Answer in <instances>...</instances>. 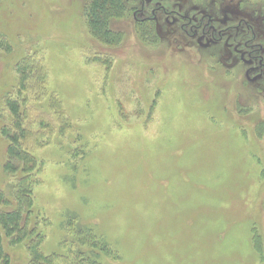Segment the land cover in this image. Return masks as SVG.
<instances>
[{
    "label": "rangeland",
    "instance_id": "obj_1",
    "mask_svg": "<svg viewBox=\"0 0 264 264\" xmlns=\"http://www.w3.org/2000/svg\"><path fill=\"white\" fill-rule=\"evenodd\" d=\"M126 1L0 0V264H264V0Z\"/></svg>",
    "mask_w": 264,
    "mask_h": 264
},
{
    "label": "trees",
    "instance_id": "obj_2",
    "mask_svg": "<svg viewBox=\"0 0 264 264\" xmlns=\"http://www.w3.org/2000/svg\"><path fill=\"white\" fill-rule=\"evenodd\" d=\"M91 2L86 6L87 9V16L90 20V24L92 28L97 33H108V20L110 18H113L114 16H118V12L123 13L126 12V8L128 5V1L126 0H90ZM105 31V32H104ZM12 221V222H11ZM4 223V229L7 231L8 224L14 225L10 226L9 231L13 234L19 229V220L17 215L6 216L0 215V225L3 226ZM14 223V224H13ZM27 236H25L26 238ZM40 258H34L35 262L43 261V257L39 255Z\"/></svg>",
    "mask_w": 264,
    "mask_h": 264
},
{
    "label": "flooded vegetation",
    "instance_id": "obj_3",
    "mask_svg": "<svg viewBox=\"0 0 264 264\" xmlns=\"http://www.w3.org/2000/svg\"><path fill=\"white\" fill-rule=\"evenodd\" d=\"M156 12H163L167 16H170V15H173L174 14V13H168L164 8H159L156 11H153L154 17H152L151 19H149L150 21H154L156 19ZM241 25H242V23L238 24V27H241ZM201 29H203V33L205 34V36H209L211 34H212V36H214L216 34L218 35V34L223 33L221 31H218L216 29V27L214 25H212V20H210L209 24H206V25L191 26V31L193 32L194 36H195L194 30H201ZM230 30H234V29L231 28ZM225 32H226V30H225Z\"/></svg>",
    "mask_w": 264,
    "mask_h": 264
}]
</instances>
